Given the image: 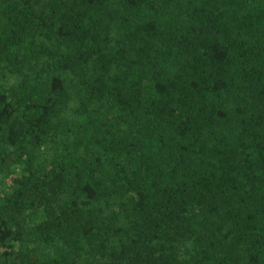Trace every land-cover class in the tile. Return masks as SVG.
<instances>
[{"label": "trees", "instance_id": "16d2710c", "mask_svg": "<svg viewBox=\"0 0 264 264\" xmlns=\"http://www.w3.org/2000/svg\"><path fill=\"white\" fill-rule=\"evenodd\" d=\"M0 264H264V0H0Z\"/></svg>", "mask_w": 264, "mask_h": 264}]
</instances>
